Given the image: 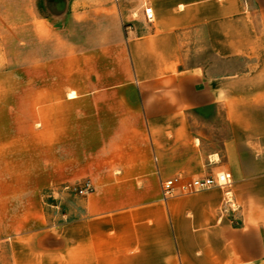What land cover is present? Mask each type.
Masks as SVG:
<instances>
[{"label": "crops", "instance_id": "obj_1", "mask_svg": "<svg viewBox=\"0 0 264 264\" xmlns=\"http://www.w3.org/2000/svg\"><path fill=\"white\" fill-rule=\"evenodd\" d=\"M38 2L40 131L25 166L11 142L0 207L93 191L11 236L14 264H264V0ZM219 173L229 196L163 199L162 181Z\"/></svg>", "mask_w": 264, "mask_h": 264}, {"label": "rangeland", "instance_id": "obj_2", "mask_svg": "<svg viewBox=\"0 0 264 264\" xmlns=\"http://www.w3.org/2000/svg\"><path fill=\"white\" fill-rule=\"evenodd\" d=\"M28 10L33 11V17H27ZM37 10L38 0H0V172L9 171V163L13 161L9 157L10 144L14 139L17 138L19 167L25 166L26 159L31 156V148L37 147L27 145L33 130L40 131V121L34 119L33 122L36 115L34 108L40 105L41 100L35 92L41 90L44 84L41 49L38 47L42 24L38 22ZM69 28L70 32L65 38L72 42L78 40L82 32L80 25ZM57 40V30L53 31L51 27L50 41ZM26 148H30V152ZM66 186L76 187L67 183L51 188L40 194L42 204H3L0 207V219L4 222L0 224V264H14L9 240L11 236L56 227L59 222L72 218V214L65 216L63 206L74 204L75 198L82 196L66 190ZM0 196L7 198L13 193L1 192ZM26 218L34 219L25 224ZM43 220L46 223L42 224ZM15 221L17 224L13 223Z\"/></svg>", "mask_w": 264, "mask_h": 264}, {"label": "built area", "instance_id": "obj_3", "mask_svg": "<svg viewBox=\"0 0 264 264\" xmlns=\"http://www.w3.org/2000/svg\"><path fill=\"white\" fill-rule=\"evenodd\" d=\"M145 18L147 22H153V12L151 8H146L144 10ZM231 185V180L229 175L224 173H219L215 177L209 178H191L185 179L182 177H175L169 180L161 182V191L164 200H168L175 196L176 194L186 196L191 194H196L203 192L212 188H219L225 191V195L229 196L230 192L228 188ZM66 190H71L77 195L85 197L93 191V187L89 182L84 183L80 187H70L66 186ZM230 201L227 205L230 206Z\"/></svg>", "mask_w": 264, "mask_h": 264}]
</instances>
